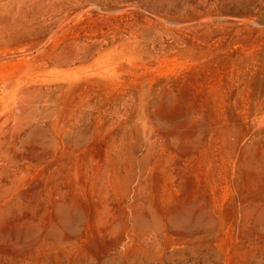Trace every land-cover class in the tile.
<instances>
[{"label":"rangeland","instance_id":"1","mask_svg":"<svg viewBox=\"0 0 264 264\" xmlns=\"http://www.w3.org/2000/svg\"><path fill=\"white\" fill-rule=\"evenodd\" d=\"M0 264H264V0H0Z\"/></svg>","mask_w":264,"mask_h":264}]
</instances>
